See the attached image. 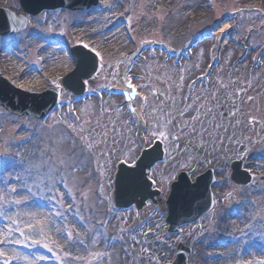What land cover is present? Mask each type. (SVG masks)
I'll return each mask as SVG.
<instances>
[{
    "label": "rangeland",
    "instance_id": "374dc122",
    "mask_svg": "<svg viewBox=\"0 0 264 264\" xmlns=\"http://www.w3.org/2000/svg\"><path fill=\"white\" fill-rule=\"evenodd\" d=\"M126 6L130 11L136 12L137 21L139 25V29H142L143 27L150 28L157 25V22L159 24H163L160 27H164L168 30V32L171 35H174V37L169 38L167 41L171 42H177L175 43L177 47H181L183 45V40L181 41H175V39H179V31L184 28L185 23L188 20H192L193 17L200 14V7H196V10L190 13L189 17L187 18L188 14L183 15V13L188 12L189 9L188 6L191 4L192 0H187V3H181L179 0H175V2L171 1L170 4V13H165V18L162 16V14H153V7L149 5V1L146 0H124ZM182 1V0H181ZM196 1V0H194ZM223 1V2H222ZM9 2V1H7ZM114 3V2H113ZM200 3V1L198 2ZM244 4L248 5L249 7L252 5H257L259 7H264V0H220L219 9L220 12L218 16H221L222 14L228 12H232L237 10L238 8L242 7ZM10 5L16 6L17 1L13 2L10 1ZM163 5V4H159ZM188 5V6H187ZM111 7H116V5H111ZM117 9V8H116ZM169 9V10H170ZM118 11V10H117ZM158 15V16H157ZM157 16V17H155ZM144 19L148 20V22L144 23ZM81 20H86V17H81ZM245 29L244 32H246L249 28H254L257 26V24L260 22V20L256 17V15H244L242 19ZM166 24V26H165ZM242 25V23L240 24ZM204 26V25H203ZM203 26L199 27L202 28ZM48 29H51L50 26H48ZM86 29V28H85ZM174 29H176L174 31ZM38 30H41V32L45 33V30L42 28H38ZM89 30V29H86ZM198 30V29H196ZM174 32H178L177 34ZM181 32V31H180ZM243 32V33H244ZM87 33H85L86 35ZM83 35V34H80ZM139 36H136V39L143 41L146 38L149 39L148 35L143 32H139ZM244 34H242L240 37H243ZM258 36H255L254 38L257 40ZM262 40L264 39V32L261 35ZM99 39V48L102 52H108L112 53V56H114V51L116 50L117 54H121L127 50L129 47L127 44L124 47L116 48L115 44L106 43L104 38L102 36H97ZM253 38V39H254ZM260 38V37H259ZM163 39V38H160ZM157 40V39H156ZM251 41V39L249 38ZM123 42V39L120 40ZM260 42V41H259ZM253 43V42H252ZM20 44V43H16ZM255 45V43H253ZM208 46H204L201 49H198L199 51L196 53V57L192 62H189L185 65L183 70L176 71L178 69H172L171 66L164 65L160 66L161 63L158 61L159 65H154L153 63L148 66H140L137 70H135L136 73H140L143 75L142 80V86L144 87L145 91L148 93L151 104L154 106L153 113L155 116V119L157 121V116H160L162 109H166L170 104H173L174 108H179L177 104V100L182 94L183 85L188 78L190 73H194L198 65L202 66L206 63V49ZM25 47H22L24 50ZM233 49H235V46L233 45ZM25 51V50H24ZM237 51H234V54L227 55V61H231L234 57ZM3 54V53H1ZM12 60H14L12 57H10ZM28 60H30L32 63L37 64L38 61L35 60L34 56L27 57ZM15 66L7 65V73L11 75L12 77H20V79H23L22 73L20 71L26 67L25 65L17 62L14 60ZM157 63V62H156ZM105 69L107 68L108 61L104 63ZM164 69L160 72L156 70V68H162ZM155 68V69H154ZM193 68L192 71L187 72L188 69ZM103 69V68H102ZM244 73V70H242ZM49 75H53L55 73L56 75H63L66 72H68V69L63 70L62 67H53L51 66L48 71H46ZM153 72L152 74H150ZM238 75L236 77L225 75V79L230 80L228 83L224 79V74H222L221 68L216 74V78L213 80L214 85L212 86V92L209 94H204L202 92H195L194 98L191 101L190 105L187 107H184L183 105L176 110V115L181 111V116L178 117V119L183 121H189L188 119H182V115L185 117L191 116L193 113H195V116L197 117V111L199 107L201 106H208L209 111L207 116L210 117L212 114H215L218 109L217 106L221 107L225 111V119L227 123H230V125L234 128L236 133L239 135V139L237 140L236 144L240 143H246L251 146H254L255 141L258 140L259 143H261L262 148L261 150H255L254 152L258 151H264V69L262 71L255 73L254 76L247 77L244 73V75H241V73H237ZM156 76V78H152V76ZM167 79H163L166 78ZM234 77V78H233ZM238 79V80H235ZM165 80L167 82V87L165 90H162L160 88L159 83ZM235 80V81H234ZM240 80V81H239ZM26 81V80H25ZM25 81L22 83V85L26 88H36V89H43L45 85L43 83H34L29 82L25 83ZM39 82H41L39 80ZM233 82V83H232ZM228 85L231 91L229 93H224L223 86ZM247 93L246 101L248 100H254L253 104H249V102H244L238 112V115L240 116V121L237 124L232 125L233 123V116L234 111L232 109L231 103L233 102L235 96L243 89ZM158 91L162 93L164 96V103L162 105H159L161 103H156L154 99L155 92ZM157 97V96H156ZM251 98V99H249ZM195 103V104H194ZM229 105V107H227ZM197 107V109H196ZM89 107H83L80 109V117L81 120H84L87 117V113ZM111 108L108 106V111L106 116H98L96 120L95 119V128L93 127L94 124L86 125L85 121L81 123L80 126L72 125L66 121H59L55 120L54 118L48 122L46 126L37 125L32 122V125L29 123L25 124L26 126H32L39 128V136L34 138L32 137V134L28 135L29 138L32 137V142L30 145H27L28 147L26 150L28 152H25L22 155V161L21 163L24 165L23 175L22 177H8L5 182L9 183L10 180H17L19 181L17 186H13L18 189V192L25 191L27 188H32V191L37 193V196H41L45 191H51L55 192V189H57L61 183H65L69 185L73 190L77 193V201L78 206L75 208L78 209V211H81V217L85 220L86 230L89 233L93 234H99V227L100 226H110L112 227V230L115 229H121L124 227V225H118L117 223H114L113 219V195H112V189H111V183L110 178L111 174H113L114 165L116 166V163L121 160L125 161H132L138 154V148L135 145L133 139H132V130L130 135L127 134L126 130L123 128L122 124H119V119L112 114L111 115ZM196 111V112H195ZM124 113V112H123ZM210 114V115H209ZM97 114L95 115V117ZM114 116V119L113 117ZM125 113L123 114V118L125 119ZM244 117L246 120L242 121L241 118ZM212 120L214 118H211ZM217 120V119H216ZM252 120H258L260 121L261 125L258 128V132L256 133L255 129L253 128ZM98 122V123H97ZM181 124L180 121L176 120L175 124ZM116 124H119L116 126ZM185 125V128H187L186 123H183ZM97 128H103V129H97ZM13 129L11 131L8 129V124L6 122H0V153L3 152V148L5 147L6 143H13L14 141H17L18 138H24V136L27 137L24 132H16V136L14 137L12 133ZM118 134V139L115 138L114 134ZM194 133H200L193 131ZM74 135L77 137V143L78 145L73 146L70 144L69 137L70 135ZM171 135V133H170ZM178 136L182 137L180 140L185 138L184 135L178 134ZM7 139V142L3 144V142ZM127 142H130L134 145L135 152L132 156H129L127 154V151L129 149V144ZM90 144L91 148H83L82 145L84 144ZM175 146L178 144L176 141L174 142ZM261 147V146H260ZM260 149V148H259ZM83 154H90L94 160L97 161L98 164V171L91 177V175H87V163L85 158L83 157ZM224 161L222 160L221 163ZM32 165V172L31 170ZM208 167H214V168H220L222 169L223 166H219L217 163H214L212 166L206 165L205 168ZM186 168V167H184ZM19 178V180L17 179ZM45 184L47 187H45ZM23 185H26L24 187ZM36 185L39 186V190H37ZM12 187V188H13ZM43 187V188H42ZM219 189H216L215 191H218ZM19 192V193H20ZM231 205V203H229ZM255 213L251 214V216L255 215L257 213L256 210H254ZM62 212V210H60ZM126 220L129 222L131 214H125ZM151 216H154L151 214ZM258 216H261L258 214ZM157 217V216H156ZM156 220H159L158 217ZM113 223V224H112ZM260 228H256L257 233L260 232ZM80 233L83 235L82 232L85 231V229L80 228ZM152 231L155 234H153L151 237H147L146 235L149 234ZM54 237L57 238L58 236L53 233ZM81 235V236H82ZM160 235V231L155 229H149L145 230L140 234L138 238V234L133 241L135 242L138 239L139 243L147 244L148 247L154 246L155 248H160L158 245V239ZM80 236V237H81ZM100 237V236H99ZM161 238V237H160ZM60 239V238H59ZM62 239V238H61ZM102 243V239L99 238V241L97 242ZM100 245V244H99ZM172 248H174V244H170ZM77 247V246H76ZM75 247L72 245V247L69 248V251L73 250ZM112 249V248H111ZM4 250V249H3ZM81 252V251H80ZM209 251H202V254L206 255L209 254ZM97 254L100 252H96ZM65 256L69 259L73 258L74 256H77V254H73L69 256V253L65 254ZM2 259V257H0ZM0 259V261H1ZM111 259V258H110ZM198 261H200L199 258H197ZM82 262L85 264H90L88 260L86 259V255L77 256L74 257L73 261H68L66 264H82ZM153 264V261L151 262ZM217 264H223L222 261L218 262Z\"/></svg>",
    "mask_w": 264,
    "mask_h": 264
},
{
    "label": "snow or ice",
    "instance_id": "6c2138e0",
    "mask_svg": "<svg viewBox=\"0 0 264 264\" xmlns=\"http://www.w3.org/2000/svg\"><path fill=\"white\" fill-rule=\"evenodd\" d=\"M105 6L108 7V10H111V7L107 5V0H105ZM15 19V17H13ZM41 22V18H36V23L39 24ZM20 23H24L23 20H20ZM226 27H230L227 26ZM15 31V29H12ZM51 31V29H49ZM223 32L224 29H221ZM31 38L36 41H46L48 36L39 31L38 29H34L33 32L30 34ZM84 48H89L88 44L83 45ZM46 49L41 46L40 51H45ZM92 52H95V48H91ZM97 55H99L97 53ZM127 59V57H126ZM79 66L77 65V68ZM85 83H87L85 81ZM131 93H129L130 95ZM251 99V98H249ZM131 111L135 113V108H132ZM159 123V122H158ZM171 123V121H168ZM142 131L148 132L149 129L145 125L141 129ZM194 131V130H193ZM170 133L161 130L159 128L153 129L149 132L147 142L151 143L153 139H157L160 142L159 138L167 139ZM172 139L176 142L180 140L179 136H173ZM83 148H91L90 144L82 145ZM0 159H3L0 157ZM243 159V157H241ZM127 163V161H125ZM10 161L4 159L5 167H8ZM154 161H150L144 165V168L148 169V174L145 173L144 168H140L139 162L130 163L125 170L124 173V184L126 188L127 195L134 199L137 195H142L146 192L147 188L154 186L157 181L154 180L151 176V170L153 168ZM19 180V178H17ZM27 188L26 185H23ZM37 190H39V186L36 185ZM45 187L47 185L45 184ZM11 194L19 195L20 198L12 199ZM37 193L32 191V188H27V194H21L18 192V189L13 187L11 189H7L3 193H0V218H6L8 223L5 225L6 235L4 232H0V245H5L8 243L13 244H20L22 241L19 239H11V236L14 232L19 233L20 237H23L24 240H30L31 245H41L42 240L49 239L50 233H55L59 238H63L67 240L69 243H78L83 245L84 241L79 239V233H75V240L73 231L67 229V225H63L58 227L56 223L53 221V215L50 212L44 210V206L41 203L32 202V197L36 196ZM230 198V197H229ZM41 200L44 198L41 197ZM60 199V197H53V200ZM131 203V201H129ZM24 205L28 208L23 214V217L20 216V213L15 212L14 209L16 206ZM10 210L13 211L14 214H9ZM64 213L60 211H56L54 213L55 217H62ZM31 245H25L26 247H30ZM46 248L49 252H52V248L49 247L48 244L44 243L42 245ZM67 254V253H66ZM7 253L0 248V257H6ZM27 261L28 258L24 257ZM42 259V257H40ZM0 264H12L10 259H3L0 261ZM28 264H35L34 260L28 261Z\"/></svg>",
    "mask_w": 264,
    "mask_h": 264
},
{
    "label": "bare ground",
    "instance_id": "6f19581e",
    "mask_svg": "<svg viewBox=\"0 0 264 264\" xmlns=\"http://www.w3.org/2000/svg\"><path fill=\"white\" fill-rule=\"evenodd\" d=\"M226 25L227 26H229V24H223V26L221 27V29H224V31L223 32H225L226 30H228L229 29V27H226ZM221 29H220V31L219 32H222L221 31ZM58 63L59 64H61V65H65L66 63L64 62V61H62V60H59L58 61ZM30 78L32 79L33 77L32 76H30ZM207 109H209V107H207ZM203 110H205V109H202L201 110V112H200V115L202 114V112H203ZM210 115V114H209ZM219 116H220V118H222V111H220L219 110ZM206 114H204V116H200V118H199V125L198 126H193L194 127V129H197L198 131H201L202 130V128H201V124H200V122L202 121V122H204V121H206ZM217 125H218V123H213V126H211L210 128H209V133H212V134H214L215 133V130H216V127H217ZM192 128V127H191ZM196 131V130H195ZM205 132V131H204ZM205 133H207V132H205ZM188 135V137H189V139H190V141L191 142H193L194 144H196L197 145V147L200 149H205L206 147H208V149H210L211 147H212V145H210L209 144V139L206 137V136H200V135H196V134H192V135H189V134H187ZM116 138H118L117 136H116ZM28 146H23V148H21V149H19L18 151H19V153H21L22 155L25 153V152H28L25 148H27ZM218 148H216V147H214V148H211L210 150H208V152L209 153H211V154H218ZM132 152V149L131 148H129L128 149V151H127V153L129 154V153H131ZM206 153V152H205ZM204 153V154H205ZM171 163L174 165V166H177V165H179L180 163H181V154L180 153H172V155H171ZM94 239H92V241H93ZM200 248V245H197V249H199ZM138 255V254H137ZM154 257V256H153Z\"/></svg>",
    "mask_w": 264,
    "mask_h": 264
},
{
    "label": "water",
    "instance_id": "95a60500",
    "mask_svg": "<svg viewBox=\"0 0 264 264\" xmlns=\"http://www.w3.org/2000/svg\"><path fill=\"white\" fill-rule=\"evenodd\" d=\"M203 205H205V203H204ZM185 213H186V212H185Z\"/></svg>",
    "mask_w": 264,
    "mask_h": 264
}]
</instances>
